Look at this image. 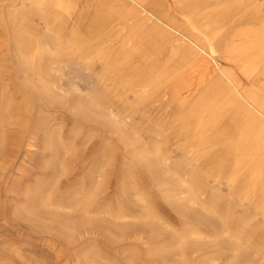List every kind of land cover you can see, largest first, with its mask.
Returning <instances> with one entry per match:
<instances>
[{
  "label": "rangeland",
  "instance_id": "374dc122",
  "mask_svg": "<svg viewBox=\"0 0 264 264\" xmlns=\"http://www.w3.org/2000/svg\"><path fill=\"white\" fill-rule=\"evenodd\" d=\"M97 10L92 21L103 29L109 17ZM105 33H95L82 57H60L59 72L46 77L61 104L42 94L31 73L26 79L10 68L0 84V264H264V177L248 184L242 169L236 189L215 181L185 123L151 125L133 114L142 139L153 134L183 179L204 190L201 207L175 205L157 183L174 176L149 167L100 119L71 108L78 92L121 113L124 98L135 101L126 66L112 63L116 56L107 64L96 57ZM7 37L0 27V55ZM151 51L161 58L171 49L158 43ZM103 84L117 87L116 94ZM241 187L255 188L253 197L240 200Z\"/></svg>",
  "mask_w": 264,
  "mask_h": 264
},
{
  "label": "bare ground",
  "instance_id": "6f19581e",
  "mask_svg": "<svg viewBox=\"0 0 264 264\" xmlns=\"http://www.w3.org/2000/svg\"><path fill=\"white\" fill-rule=\"evenodd\" d=\"M104 8L109 18L102 29L92 15ZM0 27L8 34L2 38L0 84L12 70L26 79L31 73L39 77L42 94L56 95L59 104L58 86L46 77L59 72L60 57L81 54L96 32H106L100 38L104 49L96 57L107 64L116 56L112 63L126 66L135 101L124 98L127 107L121 113L85 101L77 91L71 108L100 119L125 146L137 148L138 158L149 167L174 176L175 181H157L169 202L201 207L204 190L183 179L153 134L149 142L142 139L133 114L153 121L151 125L185 123L194 133L193 147L206 152L198 160L215 172V181L228 180L236 189L243 183L242 169L248 184L264 177V0H0ZM158 43L171 49L168 56L159 58L151 51ZM136 64L146 68L132 69ZM103 85L116 94L117 87ZM244 188L240 200L253 197L255 188ZM217 193L214 189L212 196Z\"/></svg>",
  "mask_w": 264,
  "mask_h": 264
}]
</instances>
